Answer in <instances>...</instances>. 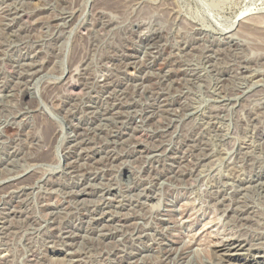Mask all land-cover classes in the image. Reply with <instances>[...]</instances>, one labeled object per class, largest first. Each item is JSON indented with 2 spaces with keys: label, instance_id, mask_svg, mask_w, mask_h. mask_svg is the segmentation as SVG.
<instances>
[{
  "label": "rangeland",
  "instance_id": "obj_1",
  "mask_svg": "<svg viewBox=\"0 0 264 264\" xmlns=\"http://www.w3.org/2000/svg\"><path fill=\"white\" fill-rule=\"evenodd\" d=\"M0 264H264V0H0Z\"/></svg>",
  "mask_w": 264,
  "mask_h": 264
},
{
  "label": "bare ground",
  "instance_id": "obj_2",
  "mask_svg": "<svg viewBox=\"0 0 264 264\" xmlns=\"http://www.w3.org/2000/svg\"><path fill=\"white\" fill-rule=\"evenodd\" d=\"M34 98L32 97V95H30V97H25L24 100L31 102ZM240 247V243L232 240V239H222V240H218L216 242H214L212 244V249H214L216 252H237L236 250ZM225 252V253H226ZM232 254V253H231ZM223 258V257H222Z\"/></svg>",
  "mask_w": 264,
  "mask_h": 264
}]
</instances>
